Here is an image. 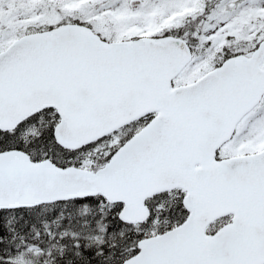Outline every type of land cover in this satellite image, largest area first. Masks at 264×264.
Here are the masks:
<instances>
[{
  "label": "snow or ice",
  "instance_id": "1",
  "mask_svg": "<svg viewBox=\"0 0 264 264\" xmlns=\"http://www.w3.org/2000/svg\"><path fill=\"white\" fill-rule=\"evenodd\" d=\"M0 264H264V0H0Z\"/></svg>",
  "mask_w": 264,
  "mask_h": 264
}]
</instances>
